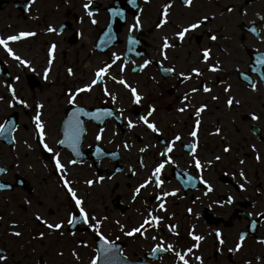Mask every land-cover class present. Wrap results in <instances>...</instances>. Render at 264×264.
<instances>
[{"label": "flooded vegetation", "instance_id": "1", "mask_svg": "<svg viewBox=\"0 0 264 264\" xmlns=\"http://www.w3.org/2000/svg\"><path fill=\"white\" fill-rule=\"evenodd\" d=\"M87 2L0 0V37L22 31L35 33L9 43L16 55L24 59L28 48L42 47L43 52L37 60L44 59L43 73L49 67L48 48L56 44L49 80L35 73L25 74L24 80L14 79L16 75L11 71V56L1 51L0 78L7 85L14 84L15 88L22 85L30 90H42L50 87L54 80H62L57 98L50 94L37 100L39 102H33L29 108L34 110L35 115V104L44 105L41 116L46 128L45 142L60 153L61 163L67 170L66 179L71 181L78 197L84 199L89 215L101 220V226L93 231L80 222L67 225L68 214L76 212L78 215V212L61 182L62 173L54 166L53 153L40 145L34 123L31 138L19 137L17 130L27 127L20 120L28 110L13 101L12 110H7L0 118V123H5L11 115H15L12 143L0 137V168L6 169L0 172V183L9 186L0 188V195L20 191L19 210L9 216L0 213V254L7 257L0 264H90L93 256H99L101 240L97 233L116 246L119 259L109 264L122 260L132 264H180L173 252L153 254L152 248L161 239L165 246L173 244L176 250L191 247L196 243L188 234L193 228L195 234L205 239L188 257L190 264H201L194 259L197 255L202 257V264H264V243L259 242L264 240V82H261L264 64L256 63V58L264 54V22L257 16V13L264 16V0H193L190 8L182 0H172L169 22L163 29H156L155 24L159 21L162 5L168 0H135V7L129 0H92L88 9L93 13L91 17L83 8ZM225 6H234L233 12H226ZM241 7L246 14H241ZM111 9L122 10L124 18L114 15ZM202 14L214 15L215 19L189 34L183 42L174 38L178 26ZM136 15H139L142 27L129 33L128 28ZM93 19L97 21L95 24L91 22ZM49 26L56 31L49 32ZM251 27H257L259 35L253 34L249 30ZM208 29L217 35L216 41L208 39ZM106 33L111 39L106 37ZM129 35L138 43L129 44ZM164 35L175 44V47L165 50L167 60L160 55L161 37ZM204 47L212 50L209 63L220 60L221 71H207L206 64L201 60L200 50ZM112 53L121 59L112 65L102 82L90 91L78 94L75 105L68 104L69 90L75 91L77 87L90 83L99 67L106 62L111 63ZM144 60L152 62L140 69L139 65ZM15 63L20 65L17 61ZM122 63L125 64L123 73L119 71ZM193 66L200 67L203 76H193L181 82L178 74L181 71L187 73ZM168 67H173L175 71H162ZM68 68L72 69V75L68 74ZM246 76L251 79L246 80ZM111 77H116V80L122 77L136 87L143 97L141 103L134 104L129 89ZM220 81L232 86L230 93L223 92L224 85ZM251 82L257 84L256 91L251 90ZM66 83L69 86H65ZM201 83L209 84L212 92L200 91L192 94L190 101L182 102L183 95ZM105 88L116 96L115 101L111 95H105ZM213 95L218 99L213 101ZM228 95L239 99L240 104L229 108L225 103ZM50 97L56 100L54 108L50 106ZM9 100L6 99V102ZM184 103H190V107L183 113L177 111ZM201 103L208 107L200 117L201 125L196 138L197 158L202 164L216 155L221 159L197 170L192 160L190 145L193 138L189 132L196 119L194 108ZM149 105L156 109L150 120L155 121L160 133H153L143 124L129 129L125 117L135 122L138 116L146 114ZM48 106L55 111L49 110ZM75 107H81L85 112L97 109L112 112L111 116L102 115L100 120L79 115L84 129L77 144L79 156L67 145L56 143L63 138L64 121ZM250 113H255L259 119L253 121ZM218 120L224 121L220 138L215 134ZM100 129L104 131L97 141ZM237 131L241 133V138H238ZM176 134L181 136V140L175 142L173 151L169 153L173 162L166 164L160 174L163 184L156 188L154 182L149 183L133 200L134 188L151 174L161 159L159 153ZM25 142H28V147ZM125 143L129 145L127 149L124 148ZM145 145L148 147L141 153L139 149ZM226 145L230 146L228 153L223 152ZM98 148L101 150L99 154ZM15 149L19 153L18 171L12 173L10 166L15 160L8 151ZM257 154L259 160L256 159ZM69 160L81 162L69 164ZM240 160L244 161L243 165ZM141 161L143 168L140 167ZM241 169L247 183L239 176ZM99 176L104 177L99 183L94 182L91 186L85 183L88 179L95 181ZM189 176L193 177L191 183H188ZM201 176L213 186V191L207 196L203 195L205 185L200 182ZM241 183H245L244 190L239 188ZM173 190H176V195L163 198L166 211L161 212L156 195ZM228 196L233 198L231 204L226 203ZM25 200L30 203L26 204ZM215 201L224 203L221 205ZM188 208H192V213L187 211ZM150 210L154 215L163 217L159 228H148L144 236L139 233L126 236L127 231L143 222ZM37 213L49 222L63 220L64 227L56 231L47 229L35 220ZM172 224L177 226L178 235L168 230L167 226ZM216 229L222 234L223 245L215 236ZM14 231L22 235L16 237L12 235ZM39 232L45 233L44 238L38 237ZM241 233L245 235L242 248L229 252ZM73 250L79 259L72 255ZM61 252L63 255L58 254ZM257 257L261 259L258 261ZM100 263L105 264V261L98 260Z\"/></svg>", "mask_w": 264, "mask_h": 264}, {"label": "snow or ice", "instance_id": "2", "mask_svg": "<svg viewBox=\"0 0 264 264\" xmlns=\"http://www.w3.org/2000/svg\"><path fill=\"white\" fill-rule=\"evenodd\" d=\"M146 2H147V0H146ZM91 3H92V0H88V2L83 5V8L85 9V11L87 12V15L89 17H91L93 15V13L91 11H88ZM129 3L132 4L133 7L136 6L135 0H129ZM182 3L186 7L190 8L193 4V0H182ZM171 7H172V0H168V2H166L165 4L162 5V10H161L159 21L155 24L156 29H163V27L168 24V22H169V19H168L169 10ZM233 8H234V6H225V11L228 13H232ZM239 10H240L241 14H246V10L243 9L242 7ZM110 11H112L114 15H119L121 18H124V13L122 10L111 9ZM257 16L261 22H264V16H260L259 13H257ZM213 19H215L214 15L209 16L208 14H202L199 17H197L196 19L186 23L185 25L178 26L179 30L173 34L174 38L183 42L189 34L195 32L196 30H200L201 26L203 24H206L210 20H213ZM91 22L93 24H95L97 21L95 19H93ZM250 23H252V22H250ZM141 27H142L141 19H140L139 15H136L134 17L133 24H131L128 28V32L132 33L135 30L141 29ZM47 30L49 32L56 31V29H54L52 26H49ZM249 30L253 34L259 35V30L257 27H251ZM34 35H35L34 32L22 31V32H19L18 34L8 35L7 37H0V46H2L5 49V51L8 53L9 56H12L16 61H18L19 64H21L25 67H29L31 62L27 59L21 58V56H19V55H16L14 53L13 49L11 47H9V43L14 42V41H19L22 38L31 37ZM207 35H208V39L210 41H216L217 40V35L214 32H212L211 29L207 30ZM106 37L108 39H111L110 34L106 33ZM161 41H162V43L160 45V55L163 57L164 60H167L168 57H167L165 50L175 47V44L170 43L169 37L167 35L162 36ZM128 43L129 44H136V43H138V41L135 38H133L131 35H129ZM55 49H56V44H54V43L48 48L49 59H48L47 63L49 65V67H46L44 69V78L45 79L48 78L50 66L52 65L53 59H54ZM129 51H131V49H129ZM200 51H201V60L203 63L206 64L207 71L213 72V73L221 71V62L219 59H216L215 61L209 63V61L211 59V51H212L210 47H204ZM120 59H121V57L119 55H117L116 53H112L111 63L106 62V63H104V65L102 67H99L96 70V72L94 74V78L90 81V83L85 84L83 87H77L75 89V91L69 90L68 99H67L68 104L75 105L78 94H80L82 92L90 91L94 85H96L99 82H102L103 78L108 73V71L112 67V65L116 64V62L119 61ZM151 62H152L151 60H144L143 64L139 65V68L143 69L144 67L148 66ZM256 63L258 65L264 64V54H262L256 58ZM124 69H125V64L122 63L120 65L119 71L121 73H123ZM256 70L257 69H253V71H256ZM162 71L165 73H172L175 71V69L173 67H168V68H163ZM67 72L69 75L73 74L71 68H68ZM178 75L181 78V82H184V81H188V80L192 79L193 76L202 77L203 76V70L200 67L193 66L190 68V70L187 71V73L184 71H181ZM111 78L114 81H116L117 83L123 85L125 88L129 89V91L131 92L132 101L134 104H140L141 103L143 97L137 91L136 87L131 86L122 77L119 80H116V77H111ZM14 79L19 80V77H15ZM245 79L250 80L251 78L246 76ZM261 82H264V74H261ZM220 83L222 85H224L223 86V92L224 93H230L232 86L230 84H226L224 81H220ZM250 88L252 91H256L257 84L255 82H251ZM7 90L11 94V99L8 101V104L10 107L13 106V101H15L16 103H18L20 105H23L25 108L29 107L26 100L17 97L16 90L12 84L7 85ZM212 90L213 89L209 84L201 83L199 87L190 88L189 91L183 95L182 102L183 101H190L192 94L198 93L200 91H202L204 93H211ZM104 92H105V95H111V98L113 101L116 100V96L114 94L109 93L107 88L104 89ZM2 99H3V97H0V100H2ZM211 99L213 101H215L218 99V97L213 95L211 97ZM225 103L229 108H231L234 104L239 105L240 100L236 99L233 95H228ZM43 107H44V105H42L40 103L35 104L36 114L32 117V121H33L34 127H35V132H36V135L39 139L40 145H42V147L46 151H48L49 153H53L52 159L54 162V166L58 172L62 173L61 182L63 183L64 188L67 190L68 194L70 195L71 200L74 202V208L78 212V215L76 212H70L68 214L66 223H67V225H73V224L80 222V223H83L84 225H86L88 228L92 229L93 231H97L101 226V220L97 219L95 216L89 215V212L86 210V208L84 206V203H85L84 199L82 197H78L75 189L73 187H71V181L66 179L67 170H66L65 165L61 163V160L59 158L60 153L54 151V149L52 147H49V145L45 142L46 128H45V123L42 120V116H41V109ZM189 107H190V103H184V106L181 108H178L177 111L183 113ZM207 107H208L207 104L201 103L199 105V107L194 108L193 114L196 117V119L194 121V126H193L192 130L189 132V136L193 138V142L190 145V149H191V153H192V160H193L194 166L197 170H202L204 167L212 165L213 160L219 161L221 159V156L216 155L215 157H213V159H209V160L205 161L204 164H202L201 160L198 159L197 155H196V151L198 148V143L196 142V138L198 136V129L201 125L200 117H201V114L207 109ZM155 111H156L155 107L153 105H149L146 114L138 116V119L135 122L132 119H128L127 117H125V119L127 120V127L129 129H132V128L136 127L138 124H143L147 127V129L151 130L153 133H160V129L157 127V124L155 123V121L150 120V117L153 116ZM80 114H83L85 116H91L96 120H100L102 115L111 116L112 112L107 110V109H104V110L97 109L95 112H85L83 110V108L75 107L73 109V111L69 114L68 119L65 120L64 124H63V128H62L63 138L58 139L56 141V143L59 145H62V146L67 145L68 147L72 148L77 156L80 155V152L77 150V144L79 143V140H80V134L84 131V129L81 127L80 121H79V115ZM249 115L253 121L259 119V117L255 113H250ZM13 130H14V126L11 124V122L0 123V136H4L5 138H7L8 134L10 132H12ZM103 131H104L103 129H100V131L97 133V135H96L97 141H99L101 139V134L103 133ZM220 132H221V129L219 127H217L215 129V134H219ZM179 140H181V136L179 134H176L172 138V140L168 141L164 145L163 152L159 153V156L161 157V159L155 165V167L152 169L151 174L142 183L138 184V186H136L134 188L133 195H132L133 200H135L136 196L140 193L141 189L145 188L151 182L155 183L156 188L161 187V185L163 184V181L160 179V174H161L162 170L165 168L166 164H170L173 162L172 157L169 155V153H171L173 151L175 142L179 141ZM25 143H27V142H25ZM29 147H31V146L29 145ZM128 147H129V145L127 143H125L124 148L127 149ZM147 147H148V145H145L143 148H140L139 151L141 153H143ZM185 147H189V145H185ZM252 148H253V151H255V145H253ZM100 151L101 150L98 148L97 153L99 154ZM229 151H230V146L226 145L223 148V152L228 153ZM111 155H115V153H112ZM256 159L257 160L260 159L259 154H257ZM80 162L81 161H77V160H69L68 161L69 164H76V163H80ZM239 163L241 165H243L244 161L240 160ZM140 167L141 168L144 167V164L142 161H141ZM4 171H6V169L0 168V172H4ZM117 171H119V169H117ZM239 176L245 180V183H247V178L245 177V173L242 169L239 171ZM103 179H104L103 176H99V177H96L95 181L92 179H88L85 181V183L87 185L91 186L94 182L99 183ZM199 179H200V182L205 185V191H204L203 195L207 196L210 192L213 191V186L208 180L204 179L202 176L199 177ZM192 180H193V177L189 176L188 177V183H191ZM245 183L239 184V188L241 190H244ZM7 187H9V186L6 184L0 183V188H7ZM170 195L175 196L176 190H173L171 192L164 191V192L156 195L155 199L157 201H159L157 207L161 212L166 211L165 201L163 198L170 196ZM196 199H199V197H197ZM232 202H233L232 196H228L226 203L231 204ZM25 203L28 204V203H30V201L25 200ZM193 203H195V201H193ZM215 203L222 205L224 202L223 201H215ZM187 211L189 213H192V208H188ZM249 215H251V214H249ZM257 215H260V213H257ZM34 218L36 221L40 222L42 225H44L47 229H49L51 231L60 230V229H62V227H64V221L63 220H61L59 222H57V221L49 222L48 220L44 219L38 213L35 214ZM103 219H107V217H104ZM162 220H163L162 216L154 215L153 212L150 210V211H148V214L144 218L143 222L140 223L137 227L131 228L129 231H127L125 233V235L131 237V236H134L135 234L139 233L141 236H144V234L148 228H154V229L159 228L160 222ZM117 223H119V222L117 221ZM253 224H255V221H253ZM13 226L15 227V224H13ZM167 227L171 233L178 235V233L176 232L177 226L175 224L168 225ZM121 228H123V225H121ZM97 234L100 235V240H101V244H100V247L98 250L99 256H93L90 260V264H98V260H101V259L105 261V264H109V262L116 260V259H119V257L116 256V251H115L116 246L110 240H108L105 236H103L102 234H99V233H97ZM188 234L196 242L191 247H188V248L182 249V250H176V248L173 244H168L167 246H165L163 239H161L160 243L155 245L152 248V253L155 254V253H158L161 251L173 252L176 260H178L180 262V264H190V260L188 259V257L193 254L194 249L199 247V243L201 241H203L205 239V237L202 235L195 234L194 228L190 229ZM12 235L19 237L22 235V233L19 231H14V232H12ZM44 236H45L44 232L38 233L39 238L42 239V238H44ZM215 236H216L219 244L223 245L224 240L221 238L222 234H221L219 229L215 230ZM152 239L155 240L156 237L153 236ZM244 240H245V235L243 233H241L240 236L238 237V240L235 244V247L230 248L229 252L239 251L243 246ZM259 242L264 243V240H261ZM58 254L63 255L62 252L58 253ZM72 255L76 259H79L75 250H73ZM6 258L7 257L5 255L0 254V262L5 261ZM194 259L198 262H201V264H202V257L201 256L197 255L194 257ZM260 259H261L260 257H257L258 261ZM249 264H250V262H249Z\"/></svg>", "mask_w": 264, "mask_h": 264}, {"label": "rangeland", "instance_id": "3", "mask_svg": "<svg viewBox=\"0 0 264 264\" xmlns=\"http://www.w3.org/2000/svg\"><path fill=\"white\" fill-rule=\"evenodd\" d=\"M57 43H60V41L57 40ZM61 44V43H60ZM0 51L4 54L6 53L5 49L0 46ZM42 47L41 49H36L35 47H31L30 49L28 48L24 54H25V58L29 60L30 66L29 67H25L23 65H19L16 66V60L11 56L9 60H12L11 63L13 65L11 68L12 74L16 75V77H19V80H24V75L27 73H35V74H41L44 76V72L42 73V67L44 66V59L42 56L43 61H39L37 60L38 57H40V54L42 53ZM18 62V61H17ZM19 63V62H18ZM31 67V68H30ZM33 67V68H32ZM34 69V70H33ZM2 81V82H1ZM58 81V82H57ZM62 80L56 79L53 81V83H51L50 87L48 88H44L42 90H30L28 88H26L25 86L23 87L22 85H16L17 88H15V85H13V87L16 90V95L17 97H23L22 99L26 100L29 107L30 105L33 104V102L37 101V100H41L43 98H46L47 96H49L50 94H53V97H56L59 95L58 89L60 87V82ZM66 80H63V82H65ZM71 82V81H70ZM11 83V82H10ZM65 86H69L68 83L65 84ZM0 97H3L2 100H0V118L6 113L7 110H12V106L10 107L8 102H6V99H11V94L8 92L7 90V84L1 80L0 78ZM50 97V101L49 103L50 106H52L53 108L56 107V100ZM39 102V101H37ZM29 107H27L28 113L27 115H25L23 117V119L20 120V122H22L24 125H26L27 127L24 128L22 126V128L17 130V134L19 135L20 138L22 137H26L27 138H31L33 131L35 130L34 128H32L33 126V121H32V117L34 116V110L30 109ZM33 107V106H32ZM49 110L55 111V109L49 108ZM51 111V112H52ZM34 129V130H33ZM238 133V138H241V133L239 131H237ZM21 143V141L18 143V145ZM17 145V146H18ZM27 147H28V142L26 143ZM10 154V156H12L14 158V162L13 165L10 166V170L12 173L17 172L18 168H17V160L19 159V153L18 149H15V151L13 150H9L8 151ZM8 194L11 196V198H9ZM19 194L20 191L15 190L12 193H7L5 196L4 195H0V213H6V215H10L13 213H17V211L19 210ZM9 199V200H8Z\"/></svg>", "mask_w": 264, "mask_h": 264}, {"label": "water", "instance_id": "4", "mask_svg": "<svg viewBox=\"0 0 264 264\" xmlns=\"http://www.w3.org/2000/svg\"><path fill=\"white\" fill-rule=\"evenodd\" d=\"M9 122H11V124L14 126L15 125V115L13 114V115H11L7 120H6V122L5 123H9ZM3 140H5V141H7L8 143H12V132H10L9 134H8V137L7 138H5L4 136H0ZM11 145V144H10ZM100 264H103V263H100ZM114 264H132V263H130L129 261H126V260H122V261H120V262H116V263H114Z\"/></svg>", "mask_w": 264, "mask_h": 264}, {"label": "bare ground", "instance_id": "5", "mask_svg": "<svg viewBox=\"0 0 264 264\" xmlns=\"http://www.w3.org/2000/svg\"><path fill=\"white\" fill-rule=\"evenodd\" d=\"M47 79L48 80L50 79L49 75H48V78ZM223 125H224V121L223 120H218L217 125H216V128L219 127L221 129V132L219 134H216L218 138L221 137Z\"/></svg>", "mask_w": 264, "mask_h": 264}]
</instances>
